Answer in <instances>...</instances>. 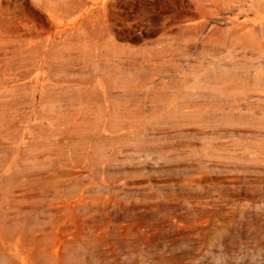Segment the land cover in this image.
Returning a JSON list of instances; mask_svg holds the SVG:
<instances>
[{"label":"rangeland","instance_id":"1","mask_svg":"<svg viewBox=\"0 0 264 264\" xmlns=\"http://www.w3.org/2000/svg\"><path fill=\"white\" fill-rule=\"evenodd\" d=\"M0 264H264V0H0Z\"/></svg>","mask_w":264,"mask_h":264}]
</instances>
